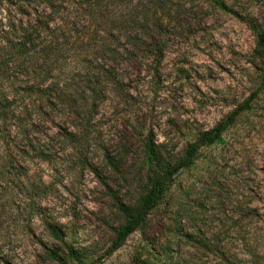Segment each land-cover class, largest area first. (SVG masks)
Instances as JSON below:
<instances>
[{
    "label": "rangeland",
    "instance_id": "1",
    "mask_svg": "<svg viewBox=\"0 0 264 264\" xmlns=\"http://www.w3.org/2000/svg\"><path fill=\"white\" fill-rule=\"evenodd\" d=\"M155 1L111 0L110 16L122 22ZM217 1L161 0L157 64L146 44L127 55L126 40L105 34L57 43L56 68L72 71V85L88 83L91 68L105 62L118 76L100 84L106 92L83 129L59 106L41 107L39 118L27 88L38 90L41 80L30 85L31 73H10L4 91L22 121L5 124L10 146L0 142V264H60L48 252L66 255L68 247L96 264H264V52L248 22L255 18L264 32V0H223L233 12ZM19 5L41 0H0V20L18 21ZM102 39L111 56L99 52ZM246 102L223 142L201 147L143 224L109 252L127 219L119 205L135 212L154 178Z\"/></svg>",
    "mask_w": 264,
    "mask_h": 264
},
{
    "label": "trees",
    "instance_id": "2",
    "mask_svg": "<svg viewBox=\"0 0 264 264\" xmlns=\"http://www.w3.org/2000/svg\"><path fill=\"white\" fill-rule=\"evenodd\" d=\"M159 3L161 0H156L151 5V10L150 8L145 10L143 6L142 12L137 11L121 22L110 16L111 0H82L77 3L68 0L67 2L65 0H41V5L33 7L19 5L17 11L21 17L18 21L13 15L0 20V142L10 146L8 140L10 131L5 124H13V122L17 124L18 119L22 117V112H17L18 106L12 103V100L9 99L10 96L4 91L8 88L6 79L10 76L14 77L15 75H10V73L15 74V72L18 75L31 73L34 76V82L30 85H35L37 80H41L38 90H32L31 88L34 86L27 88L29 96H32L29 100L30 103L27 104L33 106L38 116L42 115L41 107L44 108L45 105H48L52 110L59 106L63 110L62 115L67 120L77 121L79 119L80 123L76 125L77 130L87 127L91 122L89 112L92 111L93 103L97 100V96L106 92V87L102 88L100 84L107 86L108 82L117 81V73L115 75L109 73L110 63L105 62L102 66L91 68L94 75L88 78V83L82 87L74 86L70 77L72 71H67L66 68L64 71L56 68L60 61L58 54L62 49L56 44L69 40L73 34H77L82 39L93 36L101 37V34H105L109 39L114 37L116 40H126L127 55L138 53L143 50L144 44H146L150 49L152 61L157 64L163 58L161 39L163 35L159 16L161 6ZM217 4L222 9L233 12L232 8L228 7L223 0H218ZM85 19H88L90 24L85 27V30L79 31L77 25H80ZM248 22L249 27L257 34L258 50L264 52V32L259 31L255 18H250ZM41 39L46 40L47 43H41ZM106 41L102 39L99 52L104 56H111L113 53L105 47ZM114 56L118 57L119 55L114 54ZM77 72L81 74L83 70L78 69ZM95 77L97 80H94ZM47 79L50 80L49 85L41 87ZM121 79L123 80L124 77ZM19 96L23 95L19 93ZM249 106L250 103L246 102L214 129L205 132L199 142L189 144L184 160L175 166L166 167L161 175L152 180L148 191L142 198L140 207L135 212L125 205H119V209L127 219L122 226L117 228L116 238L109 248V252L120 248L126 239L143 224L151 211L164 198L173 183L174 176L179 171L192 166L199 149L215 142H223L224 131ZM20 120L22 121V119ZM18 127L20 128V125ZM146 157L149 164L153 165L158 162V152L150 141L147 142ZM7 162L12 166V159ZM48 255L60 264H69L68 259L77 264H96L86 262L81 252L73 247H68L66 255H61L54 250H50Z\"/></svg>",
    "mask_w": 264,
    "mask_h": 264
}]
</instances>
